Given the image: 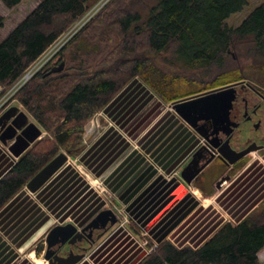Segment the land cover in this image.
Segmentation results:
<instances>
[{
  "label": "trees",
  "instance_id": "trees-1",
  "mask_svg": "<svg viewBox=\"0 0 264 264\" xmlns=\"http://www.w3.org/2000/svg\"><path fill=\"white\" fill-rule=\"evenodd\" d=\"M0 1L14 8L22 0ZM96 1L42 0L0 40V85L13 86ZM248 5L249 0H110L64 45L55 61L13 95L46 133L1 175L0 210L63 149L78 150L89 120L135 77L167 103L243 80L240 67L227 69L206 84L191 78L207 72L210 79L215 66H228L227 57L237 60L243 45L264 59V1L237 27L226 22ZM4 21L0 14V27ZM168 54L183 61L182 75L172 76L155 64V57L163 55L172 62ZM63 61L62 70L50 72ZM246 142L240 139L237 145ZM43 249L39 244L37 254ZM263 249L264 206L237 224L225 222L198 248L161 241L137 264H263L259 258Z\"/></svg>",
  "mask_w": 264,
  "mask_h": 264
},
{
  "label": "crops",
  "instance_id": "crops-1",
  "mask_svg": "<svg viewBox=\"0 0 264 264\" xmlns=\"http://www.w3.org/2000/svg\"><path fill=\"white\" fill-rule=\"evenodd\" d=\"M151 90L135 77L119 91L103 109L113 125L86 135L79 160L104 178L157 243L167 239L178 248H198L225 221L238 223L264 202V162L251 152L235 164L216 157L197 179L186 182L183 168L203 137ZM17 159L0 142V177ZM224 177L229 183L216 193ZM89 185L77 168L65 164L37 191L23 187L0 210V264H48L36 254L35 242L56 225L83 228L104 210L103 199ZM94 238L91 259L78 264H137L148 254L123 229L96 230ZM91 244L81 246L88 251Z\"/></svg>",
  "mask_w": 264,
  "mask_h": 264
},
{
  "label": "water",
  "instance_id": "water-1",
  "mask_svg": "<svg viewBox=\"0 0 264 264\" xmlns=\"http://www.w3.org/2000/svg\"><path fill=\"white\" fill-rule=\"evenodd\" d=\"M65 62L57 67H52L50 72H57L63 69ZM243 81L225 84L202 92L191 94L174 100L172 107L180 114L196 131L207 141L208 145L199 146L193 154L192 160L183 168L182 176L185 181L192 183L201 172L216 157L221 158L228 164L238 162L243 153H237L233 147V141L241 126L246 125L244 121H234V100L237 98L236 86ZM252 115V114H251ZM43 129L33 122L29 114L18 105H11L0 115V142L19 158L33 143L42 138ZM223 134L226 138L221 137ZM259 147L252 146L249 151H256ZM69 155L61 152L50 160L34 177L27 183V187L35 192L52 175L67 163ZM226 178V177H224ZM219 180V184L224 180ZM117 217L111 209L100 211L99 215L83 228H78L72 223L56 225L51 229L47 238L45 258L51 264H77L84 257L87 248L81 243L94 242L95 231L106 232L114 223ZM59 248V249H57ZM75 249L82 253H72ZM71 256L65 258V252Z\"/></svg>",
  "mask_w": 264,
  "mask_h": 264
},
{
  "label": "rangeland",
  "instance_id": "rangeland-1",
  "mask_svg": "<svg viewBox=\"0 0 264 264\" xmlns=\"http://www.w3.org/2000/svg\"><path fill=\"white\" fill-rule=\"evenodd\" d=\"M41 1L42 0H22L21 2H19L20 4H18L14 8H8L5 4H3L2 1H0V14H2L3 17H5L4 26L0 27V40L9 34L11 29L15 28L18 24H20V22L26 17V15H28ZM263 1L264 0H249V5L245 7L244 11L234 14L226 22H228V24L233 26V27H237L242 22V20L251 11L255 7H257L259 4H261ZM97 3H98L97 1L92 3L88 7V12H91L93 10V8L97 5ZM103 7H100L96 11L92 12L90 17H88V19L90 18V20H91L98 12H100L102 10ZM88 12H87V14L89 15ZM92 15H94V16L91 17ZM81 17L82 16H80L78 18V20ZM78 20L73 22L69 27H67V29L64 31L63 36L60 37V40H58L54 45H52L43 54L42 58L39 59V60H42V64L50 57V55L53 52H55V51L57 52L58 47L63 42H65L66 34L68 33V31L76 29L74 26H76V23L78 22ZM87 22H86V24H87ZM83 23H85V21ZM244 46L245 45L238 47L239 49L237 52H238L239 56H237L238 54L235 56V58L237 60L231 61L232 58L227 57L226 64L228 66H225L224 68H220V69L217 66H215L213 72H211V74H210V76H211L210 79L208 77L209 75H207V72H200L201 74L200 73L194 74L195 78L193 76L191 79L192 80L196 79L200 83L205 82V84H206L209 81L210 82L213 81V79L217 76V74H220L227 69H232V68L236 69V68L240 67L243 71V74L245 75V78L241 81L245 82L246 85L247 84H254L257 87H260V89L261 88L264 89V59L262 57L258 58V55H254L253 53L247 52V49H245ZM61 49L57 53H55L54 56H52L46 62L44 67L48 66V64L50 62L55 61L58 58V56H59L58 54L61 51ZM168 56H169V59H171V60L174 59V60L172 62L167 63L166 59L164 58V55L160 56V57L156 56L155 57L156 58L155 64L159 68H161V70L165 69L172 76L182 75L185 72V69L183 66L184 63H182L183 61H181V60L179 61L176 58L177 55L175 57L173 54L172 55L168 54ZM233 62H236V63H233ZM229 65H231L230 68H228ZM44 67H42V69ZM201 70L204 71L207 69H201ZM187 71L189 74H193V73H191V70L189 68L187 69ZM172 76H170V77H172ZM172 78H174V77H172ZM188 80H189V78H188ZM200 83H198V84H200ZM13 87L14 86H11L9 89H5L4 86L0 85V111H2V109L6 108V107L7 108L10 107L11 105H18L21 107V109H24L23 108L24 106H22V104L19 102V100L17 98L13 99V95L19 90V89L18 90L13 89ZM182 89H184V88H182ZM166 106H170V102H168V104ZM24 110L27 112L26 109H24ZM103 116H104V112L102 109V110L98 111L95 114V116L93 118H91V120H89V122L87 123V125L85 127L83 140H82V143L80 145L81 147L78 150H76L73 153H69L65 149L62 150L63 152L68 153V155H69V159H67L68 161L66 164H71L75 168H77L79 170V173H82V175L86 178V180L89 182V184L92 187H94L101 194L102 198H104V200H105L104 209H108V208L112 209V211H114L116 216H118V221L116 223H114V225L111 226L108 230L110 232H114L115 230L117 231L120 229L125 230L126 232L131 234L134 238H136L137 241L140 244H142V246L145 248V250L148 253H150L161 242L157 243L153 239V236H150L151 234L149 233V231L144 226H142L140 223H138V220L133 216V214L130 211H128L126 205L123 204L122 202H120L118 200L116 194L114 192H112V190L107 185H105L104 178L102 176H95L94 174H92V172H90L85 167V165L82 164L81 161L79 160L80 152H81L82 148L84 147V145H86L88 143L87 136H89L90 131L96 130V128H97L98 129L97 132L101 133L106 128H108L110 125H113V122L110 119H108L106 116H104V117ZM101 117H103L105 119V122L101 121V119H100ZM251 154H252L251 155L252 158H258L262 162H264V153L263 152L252 151ZM227 179H228L227 177L224 178V180H227ZM228 183H229V180L225 181V183L223 184L224 186H222L220 189H217L216 193H218V192L220 193L223 190V188H225V186H227ZM259 205H260L259 207H257L253 211H251L249 214H252V212H254V211L258 210L259 208H261L262 206H264V202L259 204ZM225 222L226 223L231 222V223L237 224V223L233 222L232 220L225 221ZM42 239L40 238L37 242L34 243L35 247L36 246L38 247L39 244L42 245ZM44 239H46V238H44ZM168 241H170V240H168ZM97 242H98L97 240L95 242H90V244L91 243L92 244L90 245L88 251H86L85 257L91 259V254L93 253L92 251L95 250V246H96ZM46 245H47V241H46ZM42 246L44 248V245H42ZM189 246H191V245H189ZM46 248H47V246H46ZM46 248L43 249L42 253H40V254H37V251H36V254L38 255L39 258L41 257V259L44 261V263L46 262L48 264H51V263H49V260H47L45 258ZM259 256H260L259 258L261 259L262 263L264 264V249L260 252Z\"/></svg>",
  "mask_w": 264,
  "mask_h": 264
},
{
  "label": "flooded vegetation",
  "instance_id": "flooded-vegetation-1",
  "mask_svg": "<svg viewBox=\"0 0 264 264\" xmlns=\"http://www.w3.org/2000/svg\"><path fill=\"white\" fill-rule=\"evenodd\" d=\"M236 89L237 98L234 100L235 106L232 113V119L234 121L240 122L249 117L252 119H248L246 125L241 126L233 141V147L235 151L240 154L243 153V156L240 159L242 160L246 155L252 152L249 151V149L254 145L259 147L256 151L264 153V89H260V87H257L254 84L246 85L245 82L237 85ZM220 136L226 138V136L223 134ZM240 139L247 140V142L238 146L237 142L240 141ZM204 144L208 145L207 141L204 140V142H201L200 140L199 146ZM71 252L79 254L81 253V250H76L74 248V250ZM64 255L66 259L71 257L67 251Z\"/></svg>",
  "mask_w": 264,
  "mask_h": 264
},
{
  "label": "built area",
  "instance_id": "built-area-1",
  "mask_svg": "<svg viewBox=\"0 0 264 264\" xmlns=\"http://www.w3.org/2000/svg\"><path fill=\"white\" fill-rule=\"evenodd\" d=\"M110 0H98L97 2V5L93 8V10L91 11V12H88L89 13V15L87 14V12H85L83 15H82V17L78 20V22L76 23V26H74L76 29L75 30H69L68 31V33L66 34V38H65V42H63L59 47H58V50H57V52L64 46V44L66 43V42H68V40H70L75 34H77L82 28H83V26H86V22L88 21L89 22V20H90V18L88 19V17H90V15H91V13L92 12H94V11H96L98 8H100V7H103L104 5H106L108 2H109ZM97 13V12H96ZM95 15V14H94ZM94 15H92L91 17H93ZM85 21V23H83ZM87 22V23H88ZM82 26V27H81ZM64 34V33H63ZM63 34L60 36V37H62L63 36ZM58 40H60V38L58 39ZM57 40V41H58ZM57 41H55V43L57 42ZM54 43V44H55ZM53 44V45H54ZM51 47V46H50ZM49 47V48H50ZM48 48V49H49ZM47 49V50H48ZM46 50V51H47ZM56 51L55 52H53L51 55H50V57L42 64V60H39V59H41L42 58V56H43V54H42V56H40L32 65H31V67L30 68H28V70H26L25 71V73L22 75V77H20L19 79H18V81L17 82H15V84L13 85L14 87H13V89H16V90H18L21 86H23L25 83H26V81H28L30 78H32L39 70H41L42 69V67H44V65L46 64V62L52 57V56H54V54L55 53H57ZM5 109H7V107L6 108H4V109H2V111H0V114H2L3 113V111L5 110ZM204 138H202V140H201V142H204ZM225 181H227V180H223L221 183H220V188L222 187V186H224L223 184L225 183ZM91 186V185H90ZM94 188V187H93ZM95 189V188H94ZM96 190V189H95ZM97 191V190H96ZM97 193L101 196V194L97 191ZM101 198H102V196H101ZM103 199V201L105 202V200H104V198H102ZM109 209V208H108ZM111 211H112V209H111ZM114 212V211H113ZM115 214V213H114ZM115 216H116V214H115ZM117 217V221H118V216H116Z\"/></svg>",
  "mask_w": 264,
  "mask_h": 264
}]
</instances>
